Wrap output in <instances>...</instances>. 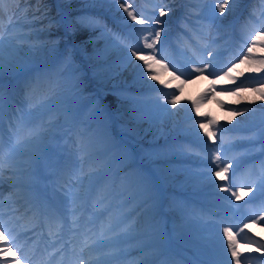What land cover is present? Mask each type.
Here are the masks:
<instances>
[{
    "label": "rangeland",
    "instance_id": "374dc122",
    "mask_svg": "<svg viewBox=\"0 0 264 264\" xmlns=\"http://www.w3.org/2000/svg\"><path fill=\"white\" fill-rule=\"evenodd\" d=\"M145 1L148 0H129V3L132 4L137 15L142 14L143 17L149 18L152 21L156 19L162 20L164 22L162 26H158V24L157 26H151V28L155 30L162 29L161 34H167L171 32L174 28L175 18H177L179 15L181 16L182 13L187 9L200 11V9H195L198 7L197 0H150L148 3ZM211 1L214 3L216 0ZM252 1V4H247L249 3L247 2V5H244V13L245 11L247 12L250 10L254 15L259 10L258 5L261 6L264 4V0ZM238 2L239 0H237V2L234 4L232 2L229 3L227 7L228 9L225 12L226 15L228 14L229 19L235 17V15L232 16L231 8L234 6L236 8ZM188 3H191L193 6L189 7ZM69 5L73 9L70 18L72 21V33L76 27V18L78 17L76 14L83 12L81 15H83L86 20L80 19L77 21L76 34L82 39L87 37L88 32L91 35V38H88L87 40L88 47H86V44H84L81 40L77 43L85 46V52H83L84 54L87 56H94L98 62H102V56L100 55L101 48H104L110 42L111 38H117L125 35L123 26L127 22H131V20L127 18V14L124 13L122 9H119L118 5L113 3L112 0H84L76 7H73L71 4ZM161 8H164L167 12V15L164 17L159 16V10ZM144 10L147 12H144ZM46 14H48L47 20L49 21L55 22L56 19L61 20L60 24L56 23L55 28L57 30V35H59L58 33L61 32L59 29L63 28V18L59 15H52L49 12ZM121 16H124L126 19H121ZM187 16L188 19H186L187 26L185 28V32L190 31L192 27L197 25L194 20H189L190 17H192V14L187 13ZM196 19L201 21L203 25L206 24L207 28L213 29L214 32L209 33L210 31L207 28L204 29L205 33L204 38L202 39L196 38L192 33L186 35L187 44L185 45V51L186 55L188 56L187 61L191 63H184L180 69L184 76L189 79L194 75L199 74L192 71L193 67L207 65V71H205L203 74L206 81L193 88L192 92L189 94L186 105L183 107L184 109L182 111V116L179 120H176L173 116L172 109L174 107L167 103V100L171 99L169 94L177 92L179 95L183 91L186 84L185 81L181 80V75L173 76L169 74L171 72L169 71L168 66H173L172 64H169V60H171L170 55L174 54L180 56L181 54L179 52L167 54L168 49H164V51L162 50L159 52L157 51V59H161L162 61L160 65L155 66V71L158 74L157 80L147 79L145 81L141 77V71L139 72V70H141L140 68L143 66V62L140 63V67H137L134 75V87H140L144 89H148L149 87H152L153 89L162 87L163 90H148L143 93H139L138 95L133 92L130 93L128 88H124L126 85L133 86V80L126 85H114L116 82H112L110 86H106L100 91L96 89L97 86H94L95 84L93 83L87 85L90 78L86 73H89V71L84 69L82 71L83 73L81 72V60L72 50H60L61 55L64 53L65 55L60 60L56 61L52 68L44 70V75H46V77L49 75V73H52L53 79L51 81L54 83L56 81L58 85L57 88L59 89V93L62 95V99L64 101L69 99V96L73 92L71 89L72 79L73 81L76 79L80 80V86L74 89L79 90L78 96H81L80 92L83 93L81 96L82 98L80 97L81 99L78 100L79 102H87L99 94L97 99L93 100L87 108V114L83 117L82 124H80L78 128V136L81 141L86 142L88 149L90 148L88 151L90 155L88 156L91 157V155H94L100 151L102 154H106L108 151H112V153L108 158L109 160L107 159L101 165V168L105 170L103 175L98 172L100 167L94 169V172H91V169L86 170L85 177L92 176V178L87 180L90 188L88 187L84 191H88L92 188L97 193L105 195L106 198L107 195H110V198L112 199L109 204H115L118 207L115 209V212H118L119 207L125 203L132 202L133 204L129 208L123 210V212H125L124 216L131 215L137 210L140 205L141 198L144 196V191L146 190V185L148 182H156L153 171L150 168L144 169L142 164H139L140 166L134 165L126 168L125 171L121 173L119 170H117L118 168L124 167L126 164L130 163L133 159L135 160L136 155L133 144L131 142L127 144L123 143L122 139L115 133L114 127L116 121L120 122V125L123 128L131 124L139 126L138 132L134 136V139L136 140L135 142H140L142 145H146L148 150L151 151L147 155L148 157L152 155V152L157 151L154 152L158 153L160 156L159 158L156 157L159 160H157V163L162 168V174L166 178L168 177V174L171 176L175 170L171 176L172 178L170 179V182L174 180L177 181V188L174 189V191L178 193H181L182 187L187 189L188 186H190L192 188L191 190L193 191H196V189H203L202 187H204L205 184H202L204 183L202 179L208 176L207 169L200 170L194 174L190 169H194L195 166L197 169L208 166L210 163L209 157L211 158L213 153L210 152L208 157L202 155V152H206V150L203 148L198 149V142L193 141L196 147L184 153V161L182 159L184 156L180 153L183 152L187 145L191 146V143L185 138H175L184 133L196 134L194 129H197V132L201 134L198 130L199 127H197L195 124L197 120L208 122L211 121V119H207L212 117V119L215 120V124L213 123V125L212 123H207V125L209 127L211 125L214 126L212 127V131L215 132L214 134L223 133L216 134L217 136L221 137L222 141L224 140L222 143L223 145L226 144L229 138L228 135L225 134L243 132L244 134L241 133L237 136H247L250 138L251 136L256 135L257 137L259 136L262 138L261 141L264 138V128L254 130L251 132V135L249 133H245L246 131L250 132L252 131L251 129H255L264 125V98H262L258 92L251 90L238 91V88L251 89L253 87H264V85L260 83L261 78H264V71L255 70L264 67L258 63V61L264 60V46H261L264 44V42L257 41L258 46L254 48L251 53H248V55L254 57L255 60L241 63L240 61L243 59L241 53H247V42L246 39L238 33L240 23L228 20L225 15L215 18H211L209 15H207L204 17H196ZM247 19L253 26L254 22L259 24L257 19H260V17L254 18L252 16H247ZM87 22L89 24L88 32ZM260 26L261 30H264V19L260 23ZM140 27V25L135 24L129 29L125 25L128 34L136 40L140 36V33L134 31L133 29H139ZM180 30L183 31L184 29L180 27ZM246 34L249 37L251 30L248 29ZM92 37L96 38L93 39ZM60 43L61 41H59V44ZM177 43L178 42L176 41V38H173L172 35L161 36V45L164 47L168 45L172 51L176 50ZM43 44H47V42L43 41ZM36 47L38 50V45ZM159 47L160 46L157 45L158 50ZM138 48L143 49L142 39L140 40V46H138ZM147 51L149 50L144 49L145 53ZM49 52L50 50H45L44 48V52L42 53L44 56H47L49 55ZM237 58L239 59L237 60ZM233 63L237 65L235 70L230 72L228 76H225L224 72H227L228 68L232 67ZM31 76H36V73H32ZM175 77H178V79ZM229 77H231V79ZM95 82L97 85L100 81L96 80L94 83ZM111 89L116 90L117 94L114 91H110L108 97L106 98L107 95H104ZM234 92L235 94H233ZM54 97H58V94L55 93ZM105 98L106 102H108L110 106L115 105L117 101H119V103H117V106H114L113 109H110L108 104L104 101ZM133 104L135 105L133 106ZM77 108L78 105H75L73 112L74 114L76 113ZM67 112L69 111L64 113L66 114ZM237 112L243 114H235ZM190 113L193 115V117H189L191 116L189 115ZM198 116L203 117L198 118ZM73 120L74 118H71L69 122ZM46 125L47 123H45L44 126L41 125L43 127V130L41 127L42 132L44 129L46 130ZM106 135L107 137H105ZM195 137L197 138L198 134H196ZM247 137L243 140L244 143L241 146L249 145L248 147H244V153H249H245L238 157V160L240 163L247 166L246 171L248 176L251 179H257L255 184L258 185L261 177H264V150H262L260 154V145L257 144L256 140L252 138V144H250L249 138ZM201 141V146H210V143H205L203 136H201ZM239 143H242V141L239 140ZM174 144L175 149L173 151H176L177 153L176 160L178 157V162L175 161L174 166L176 167L171 169L169 168V165L172 164L169 159L171 154H169L167 150ZM214 147L221 151V147L219 145L214 144ZM254 150L260 155H255ZM239 151V147H234L232 154L234 153L236 156V154L238 155ZM142 155L145 154L142 153ZM187 160H193L195 162V166L192 164V162ZM187 164L189 165L188 167L185 166ZM245 166L240 164V167L238 168L239 171L236 173V176L232 179V181L230 180L227 185L240 187L238 184H241L242 182H244L242 184L248 183V179L244 172ZM96 174H99V176ZM144 174H147L148 176V179L146 178L145 181L142 178ZM231 176L232 175H230V177ZM226 178L227 177L223 176L220 180L215 182V184L226 183L224 181L227 180ZM253 182L254 181L252 180L251 183L247 185H252ZM75 184L78 185L77 178ZM119 184L123 185V191L122 193H115V189ZM155 185L157 191L152 189L148 192V194L149 196L157 197L154 201H152L154 204L152 209L155 210V213L157 214V217L160 219V221L164 223L166 219H164V216L161 215L160 209L163 195L160 185L157 183ZM212 186L215 192L211 193V196L202 194V199H200V196H197L198 193H194L196 194L197 199H199V203H194V205L192 204L191 206L187 205L189 204L188 202H185V204L182 205L181 198L173 193V190H171L172 198H170L174 207L180 212L181 215L178 220L173 222V228L177 233L178 238H182L184 240L181 249L188 254L192 252V247L196 246L194 241L191 240V237L195 236L192 234V230H197V227L201 229V231L198 233H213V230L207 231L209 228L204 226V223L210 222L208 225H215L218 220L216 217L204 211V208H213V205H210L209 203H217L225 200L224 203H228V210H230L232 213L235 212V219L232 222V227L236 233L240 228H242L240 226L241 222H249L254 228V231H251L252 227L248 225V227L244 229L241 234V241L238 240L240 251L242 253V264H264V256L263 258H259V256L247 257V253L249 252L248 249L252 245L247 247V250L245 248L247 244L245 241L249 237L253 239L251 236L255 233L260 234L253 236L258 240H253H257L259 244L264 242V222H261L260 224L250 222L253 215H255L257 218L261 215H264V194L258 199H255L254 196H257L261 192L254 190L255 195H252L250 192L244 191L246 195H240L241 199L244 200L246 199L245 196H247V198L253 200L252 203L243 205L242 200H239L237 203H235L234 197H231L230 200L224 199V197L230 196V192H224L220 188L215 187L214 184H212ZM233 190H235V187ZM243 190H247L244 185ZM129 191H132V193L128 196H124V193ZM184 194L193 195V193H190L186 190H184ZM121 195H123V199L120 198ZM159 195L162 197H158ZM200 201H203V204L200 203ZM209 239L213 241L212 238ZM200 244L205 251H201L199 254L197 253V255L202 260H204L205 264H209L207 258H209L208 254L210 253L209 251L211 248H208V243L205 239L200 241ZM254 246L256 248L257 245L254 244ZM159 253L165 255V253H162L161 251ZM258 254H261V252ZM139 256L143 257V254ZM222 257L223 253L221 255V259ZM228 257L230 258V256ZM164 260L165 258L163 257V259H161L159 262H164ZM225 263L227 264L226 261Z\"/></svg>",
    "mask_w": 264,
    "mask_h": 264
},
{
    "label": "bare ground",
    "instance_id": "6f19581e",
    "mask_svg": "<svg viewBox=\"0 0 264 264\" xmlns=\"http://www.w3.org/2000/svg\"><path fill=\"white\" fill-rule=\"evenodd\" d=\"M7 1H8L9 8L15 9V10L17 9V11H15V14L16 13L18 14V18L20 20H23V19L31 20L38 16L39 18L45 21L44 26L50 28L53 31H55L54 30L55 23H52L49 20H47L48 14H46V12H49L50 14H53V15H59L63 18L64 20L63 28L59 29L61 32L59 31L60 33L58 36L59 37L58 39L59 41H61V43L59 44V42H54L53 44L56 48L60 47L62 50H65V51L72 50L75 52L77 57L81 60V65H82L81 70L87 69L89 71V73L88 72L86 73L87 76L90 78L89 83L87 85H90L92 83L96 84V82L94 83V81L99 80L100 82L99 84H97L96 89L100 91L102 88L106 86H110L112 82L118 81L120 83H126L131 79L134 69L140 62L136 60L135 57H132L131 63H129L128 57L130 56L129 49L132 48L131 45L124 43L116 38L111 39V41L103 49L101 48L100 55L102 56V62H98L94 56H87L86 54L83 53L84 52L83 46L79 44H75V42H72V36H71L72 35L71 33L72 21L70 18H71L73 9L69 4L62 2L61 0H35L32 2H28V3L23 2L26 0H23V1L7 0ZM245 1L246 0H241V3L237 7L236 14L240 12L241 7H243V4ZM47 32L48 30L45 31V33ZM27 47H32V45H27ZM35 53H38L36 58L43 59L45 57L42 55V51H38ZM29 58H32V56ZM5 72H6V69H4L2 73H5ZM42 74L43 73H41L37 79H28L27 77H25L18 84V86L14 87L11 108L16 109V114L10 115V118L13 121H16L17 118L21 115L20 110L22 109L23 114L25 115H27L28 113L33 114L34 124L51 122L48 124V127L50 128L49 134L56 135L60 131L62 126L65 124V119L69 120L72 117L73 106L74 104L78 103V101L76 99H70L69 101L61 102L62 98H61V94L58 91V88H56L57 85L55 83H52L51 81L53 79L52 75L49 74L47 77H44V76L42 77L41 76ZM202 78L203 76H197L193 78L190 83L186 84V87L184 88L183 92H181L178 95V102L176 106L172 109L173 116L176 120H179L181 118L182 111L184 109L183 107L187 103L189 94L192 92L194 87L202 83L203 81ZM0 85H2L3 91H5L6 87L9 86L10 83L8 85V82H1L0 80ZM29 85H31V88L29 87ZM55 93L58 94V97H54ZM48 100H51V103H48L46 106H44L45 102ZM61 111H63L62 115L60 114ZM66 111H69V112L65 114L64 112ZM75 121L76 122L78 121L77 117L75 118ZM200 123H203V122H200ZM9 125L10 124H8V126ZM115 125H116L115 126L116 132L124 140H132L131 135H134L136 132H138V129H139V126L137 125L127 126L125 128H121L118 122H116ZM198 126L201 132L205 130L200 127L199 123H198ZM68 136L69 134L64 139L68 138ZM76 137L77 136L73 134L71 146L68 147L67 153L64 159L62 160L64 164L71 165V168L68 170L73 171V172L77 170L72 165L73 161L75 162L76 167L85 165L82 162L81 156L84 153H86V150L84 148H81V145L83 143L78 140V137L77 138ZM205 140L211 143V142H214L215 138L214 136L209 137L207 135L205 136ZM8 148H9V145L4 146L3 154H5V152H8ZM223 150L225 152L222 154L230 152L228 151L227 147H223ZM138 160L141 162L140 155H138ZM227 160L232 161L233 166L236 164V161L232 160L230 157H227ZM156 161H157L156 158L151 157L147 162H145V164L155 170L154 173L156 175V179L158 183L161 185V187L164 189L165 182L163 181V178L161 177V175H159L160 171L156 168V165H155ZM3 164L5 165V167H7L9 162H5ZM57 165H58V162H55L54 160L51 162L52 167L54 166V168H56ZM54 168H52V170L49 172H52ZM3 171H4L3 173L6 174L4 177H7V178H4L5 184H0V196L4 198L3 201H0V217H2L5 223V227H10L13 232L16 225L19 226L20 224H22V222L20 221L21 217L24 219L28 218L27 216H25L27 214V211H29L28 215L30 216L34 215L33 217H31V220L29 221V223L32 221L34 222V220L37 219L38 216L35 217L36 207L34 208L31 202V199L28 197L26 198L24 197L25 194L22 193L23 188L15 184H11L9 182L11 177L15 175V172L11 173L12 170H10L9 168ZM66 172L67 171L65 170L60 172L61 179L65 178ZM223 174L224 173H221V176ZM213 181H216L215 176H211V179L210 178L206 179L205 184L208 183L207 185H209ZM62 183L65 184V188H68V185H69L68 182H62ZM49 190L50 192L53 190V187L51 185H49ZM78 204L79 203H77V205ZM129 205L130 204H126L125 206L128 207ZM172 209L173 208H171L170 199L168 197H165V200L163 201V204H162V210L164 214L167 216V218L169 219L167 227H165V229H168L167 239L174 241L176 240V237H175V234L172 232V221L177 220L178 215ZM212 213L217 215V217L220 220V225L215 226L213 235H218L220 233V236L217 239L218 243L221 245V242H223V244L226 245L227 240L226 239L222 240L223 227L221 225H231L232 216L228 217V213L225 210V205L222 203L216 205ZM51 219L54 220L55 223L50 222V219H49L44 224L45 227L35 226L36 228L33 227L32 229H34L35 231L39 230L40 232H46V234H51L53 229L57 226L59 222V220H56L53 218ZM119 219H126V218L121 217ZM133 220L137 221L134 216L127 219L129 224H131ZM32 229H28V230L23 229L20 233H18V237L22 238L23 235H28L27 234L28 231ZM136 232H144V231H142V229L139 227ZM233 234H234V231H233ZM59 235L61 236L62 240H64V237H65V241L67 242L68 245L58 252V255L61 256L62 258L59 260L57 264L64 261L66 256H67L68 262L65 261L63 262V264H68V263L70 264L71 258H73L74 262H77V264H79V257L82 255L81 248L83 247V242L80 241V239L76 237H72L66 233H63V231ZM234 235L236 237V234ZM132 236L139 237V239L133 238L129 240L130 243L135 242L139 244L138 247L142 248L143 245L147 243L154 245V247H152L151 249L142 250L144 252H147L148 262L151 261V256H153L154 262L161 259V256L158 254V249L153 243V241L157 239L156 234H152L148 232L145 235H143L142 233L141 236H137L135 234H132ZM165 236L166 234H163L161 237V240H164ZM196 237H200L201 239L203 236L197 235ZM172 246L174 247V245ZM196 247L200 249L199 244ZM174 251L177 252L176 250ZM135 252L137 251L135 250L134 253ZM28 254H29L28 250L24 249L22 252H20L18 256H16L13 259H20V264H22L21 256L23 255L26 257L28 256ZM42 254H43L42 252H39V254L35 255V257L42 255ZM179 254L181 255V253ZM83 255L87 257L86 249ZM172 255L174 254H171L170 256ZM212 255L213 256L217 255L216 259L221 258V256L219 255V252L214 248V246H212ZM52 259L53 257H47L45 261L43 262H47L45 264H53ZM121 260H122L121 264H127V263L139 264L138 260L136 263V257L133 254H130L125 257L123 256ZM163 264H168V261L164 262ZM197 264H200V261H197Z\"/></svg>",
    "mask_w": 264,
    "mask_h": 264
},
{
    "label": "snow or ice",
    "instance_id": "6c2138e0",
    "mask_svg": "<svg viewBox=\"0 0 264 264\" xmlns=\"http://www.w3.org/2000/svg\"><path fill=\"white\" fill-rule=\"evenodd\" d=\"M4 0H0V4H2ZM113 3L118 5L119 9H122L124 13L127 14V18L131 21H134L135 24L140 25L139 29H133L134 31L140 33L143 49H139L136 46L130 48V56L128 57L129 63H131V58L135 57L136 60L142 61L143 66L141 68V77L146 81L147 79L157 80L158 74L155 71V66L160 65L162 63L161 59H157V45L160 43L161 38V30H155L151 28V24H163L164 22L160 19H156L154 21L149 18L138 16L129 0H112ZM234 4L237 0H231ZM229 5V0H219L218 3L215 4V10H218L221 16L225 13L226 8ZM215 10L213 12V16H215ZM167 15V12L164 8L159 10V16L164 17ZM147 25L148 27H144ZM129 27H133L129 25ZM24 37H19V39H23ZM257 41L264 42V30L256 31L249 38V42L246 44L247 53H241L243 59L240 61L241 63L255 60L254 57L248 55L251 53L254 48H256ZM261 46H264L262 44ZM144 49L149 50L146 53ZM20 53L21 49L13 42V39L5 40L3 36H0V73L6 67H11L20 62ZM262 66H264V60L258 61ZM236 64L233 63L232 67L228 68L227 72H224L225 76H228L230 72L234 71L236 68ZM137 67H140L139 65ZM207 65L201 67H193L192 71L203 75L205 71H207ZM256 71H264V67L255 69ZM214 74V73H209ZM178 79V77H175ZM231 79V77H229ZM260 83L264 85V78H261ZM31 88V85H29ZM254 91L258 92L262 98H264V87L261 88H238V91ZM179 91V90H178ZM235 94V92L233 93ZM171 99L167 100V103L171 104L173 107L176 106L178 102V94L177 92H173L169 94ZM3 101V89L2 85H0V105H2ZM48 103H51V100L45 102L46 106ZM21 115L17 118L15 125L9 126L10 133V145L8 148V158H14L17 154H22L23 151L29 148L35 140H38L43 132L41 131L42 126H37L33 122V114L28 113L27 115L23 114L22 109ZM235 114H243L237 112ZM200 127L202 129H206V125L204 123H200ZM210 124L211 121H208ZM209 137L213 135V133L207 132L205 133ZM3 152L4 145L0 143V170L3 167ZM211 163L215 165L214 167L209 168L210 179L211 176H215L216 180L221 179V173L228 174L230 169L233 166V162L230 160H224L221 158V154L219 150H215V155L210 158ZM99 176V174H96ZM89 179L92 176L88 177ZM215 187L220 188L224 192H230L229 197H224V199H231L234 197L236 200H240L239 192L243 191V187H236L234 185H225V184H215ZM235 187V190L233 188ZM248 190L251 192L254 189L264 193V177L257 184L247 186ZM72 215L73 221L72 224L74 226H78L80 224V218L76 216L78 209L75 207L76 201L79 199L77 194H72ZM183 210V209H182ZM43 215H48L45 211L42 213ZM55 215V213H53ZM50 222L55 223L54 220L50 217ZM251 223L260 224L264 222V215L259 216L258 218L253 215L250 220ZM223 227V239L227 240V244L224 245L221 242V249L223 251L222 259H216L209 261V264H224L226 261L227 264H242V253L240 251V245L236 240L235 235L232 231L231 225H221ZM248 227V223H244L243 227L239 229L240 232H243L245 228ZM139 228V225L129 224L127 219H119L114 222H109L107 227L101 226L98 233L92 232L91 235L85 233L83 240V247L81 248L82 255L79 257V264H119L122 256H123V248L122 246L127 243L130 239L139 237H133L132 234L136 232ZM18 234H13L12 229L10 227H5V223L0 217V251L3 253H11L12 257H16V252L22 250V246L17 244ZM249 246L252 244H256L255 251L261 252L264 255V244H259L257 240H253L250 237L245 241ZM154 247V245L147 243L144 244L141 250H148ZM16 251H13V249ZM85 249L87 250V257L83 255ZM228 253H230V258L228 257ZM21 259H26L25 256H21ZM2 264H20V259L7 260L5 259Z\"/></svg>",
    "mask_w": 264,
    "mask_h": 264
}]
</instances>
